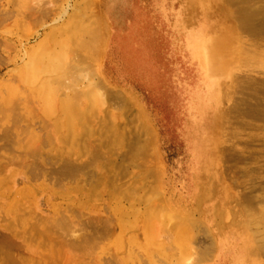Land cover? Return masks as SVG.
<instances>
[{
    "label": "bare ground",
    "instance_id": "6f19581e",
    "mask_svg": "<svg viewBox=\"0 0 264 264\" xmlns=\"http://www.w3.org/2000/svg\"><path fill=\"white\" fill-rule=\"evenodd\" d=\"M8 1L19 16L5 30L35 41L13 47L9 61L21 63L0 80V197L10 196L4 206L11 214L9 231H0V264H63L66 258L69 264H264V180L256 182L264 177V0H183L177 30H187L183 60L196 67L195 84L188 92L166 83L161 95L176 109L187 98L184 137L202 173L193 178L192 197L176 204L153 197L160 181L148 159L157 137L153 124L143 119L128 132L121 114L107 110L102 132L96 128L108 99L133 100L99 75L113 34L111 8H102L103 0H76L71 9L69 0ZM146 19L140 27L135 20L128 34L147 46L124 47L121 74L130 83L142 79L160 101V69L150 65L160 62V41L150 36ZM227 159L245 164L253 180L239 196L227 193L221 175ZM11 168L22 176L19 187ZM80 182L90 184L86 198L107 196L111 216L93 217L95 224L68 242L74 248L68 253L51 243L69 233L77 237L73 209L64 202L85 205L73 193ZM40 191L53 197L52 215L29 210ZM90 210L98 212L93 204ZM111 224L109 258L88 262L78 254L107 236Z\"/></svg>",
    "mask_w": 264,
    "mask_h": 264
},
{
    "label": "rangeland",
    "instance_id": "374dc122",
    "mask_svg": "<svg viewBox=\"0 0 264 264\" xmlns=\"http://www.w3.org/2000/svg\"><path fill=\"white\" fill-rule=\"evenodd\" d=\"M75 1L76 0H69V2L65 3V6H67L68 9H71V6ZM102 2V8L105 7L107 10L108 8H111L112 10V12L107 11V14L111 21V32L113 34L106 53L102 56L99 63V70H101V74L99 75L106 86L110 89L113 91H127L133 96V100L128 101L124 99V103H121L122 99L119 98L108 99L103 106V111L100 113V119L98 118V120H96V128L99 129L97 131L98 133L99 131L100 133L102 132L101 122L107 119V110L121 114V121L124 123L123 126L128 132L135 131L137 126L143 122V119L153 124L157 137L154 145V155H149L148 159L151 162H149V165L153 166L154 164L160 171L158 195L153 194V197L159 196L160 198H166L171 204L185 201L192 197L195 190L193 183L194 176L202 173V170L200 171L191 155L187 145L188 142L184 137L185 131L183 125L186 122L185 112L187 111V108L183 105L186 103L187 98L184 99V104H181L180 108L176 109V105L173 106L172 104H166L165 96L163 95L162 98L161 95L166 94V88L163 87L166 83H168L167 85L170 88L174 85L178 88L186 89L187 91L195 84L197 69L194 65H190L186 60H183L185 51L182 43L187 35V30L184 28L177 30L178 18L180 16L179 13L184 4L183 0H103ZM59 6L60 3L55 5L54 8L56 9ZM113 8L115 11H113ZM16 12L17 10L8 0H0V80L7 76V71H9L10 74H14V68L21 63L19 59L18 63L9 61L15 54L13 47L16 45L17 49H19L23 46L22 44H27L28 40H30L28 42L32 43L35 41L33 36L31 37L32 39H28L30 35L18 38V35H10L6 31L8 26L12 25L14 20L19 16V13L17 12L16 15ZM136 17L139 18L136 19ZM143 19L148 21V32L150 36L160 41V62H153L150 64L153 70L160 69V101L154 99L151 89L146 86L142 79H136L134 82L130 83L121 74L122 68L124 67L123 65H125L127 59L124 47L130 45L132 48V45H134L133 43L135 42H137L138 45L144 44V47L147 46V43H145L146 41L143 43L138 41H142L143 39L138 38V40H133L128 34L129 29L131 26L134 27L133 25L136 21L137 26H142L145 22ZM35 28L41 29L42 27L35 25L34 29ZM41 31L42 29L40 32ZM34 32L35 31L32 33ZM154 55H156V52L150 53L149 57L151 60L155 57ZM188 92H190V90ZM187 96H189V94H187ZM141 105L144 106L147 112L142 109ZM173 117L175 118L173 119ZM37 120L39 119H36L34 122ZM40 134L42 133L40 132ZM123 152L124 149L117 151L114 157L119 159L120 154ZM240 163L241 162H239L238 159H236L235 162L227 159L221 164V175L222 178L224 177L226 179V188H228L227 193L229 192L232 194L231 197L239 196L241 192L248 191L251 189V186L253 187V185H251V183H253L252 177L243 172L245 164ZM236 164L238 165V169H234L233 171V167H235L234 165ZM248 165L251 168H253V166L255 168L258 164L251 162V164L248 163ZM131 168L132 170L138 169L135 168L134 165H131ZM8 172L11 176L13 175L14 179H18L17 187L21 186L22 182L20 179L22 176H20V174L15 175L17 172H15L13 168L8 170ZM84 176L82 177L85 178ZM88 179L95 180V178L91 177ZM263 180L264 177H260L256 179V182H261ZM89 182L85 185H81L82 182H80L79 187H81V189L73 191V193L78 196V200L85 203L84 206L79 205L78 202H64V207H67L70 204L73 209L76 236L78 233L80 236L84 235L86 230L82 231V228L87 227V225L95 224L94 222L96 221H104L111 216V213L107 209L108 200L105 194L99 197L92 195L86 198L88 190L91 189ZM82 186L84 188H82ZM94 189H96V187ZM123 189H127V186ZM6 194L8 195L9 193L7 192ZM9 199L10 196L5 198L0 197V231H2V233L9 231L8 228L10 226L11 214L4 206L5 202ZM53 200V197H51L48 191H40L37 193L35 199H32V201L27 203V206L30 211H38V213L43 215H52L54 213L52 209ZM92 204L94 208L98 209V212H92L90 210V205ZM233 204L235 203L228 201L226 206ZM93 217H96V221L92 220ZM206 224L210 226V222H206ZM78 226L80 228H78ZM89 230L90 228L88 231ZM113 233V224H111L109 226L108 235L98 238L93 248L77 253L84 256V259L88 262H95L99 257L106 260V258H109L113 253H111L112 245L110 242V235ZM69 234L66 236L64 235V237L61 238L57 237L53 239L51 245H59L60 249H63L68 253L73 252L71 249L74 248H72L68 242L78 240L80 239V236L75 237V235ZM199 236L200 239L202 238L203 240V235L199 234ZM59 240H61V242L58 243ZM18 241H21L20 243H22L23 238H19ZM103 246L108 248L106 253L101 252V249L104 248ZM29 248L30 247L28 246L18 247L21 252L35 255V253ZM134 251L141 252V250L137 248H135ZM63 264H69V260L67 258L64 259Z\"/></svg>",
    "mask_w": 264,
    "mask_h": 264
}]
</instances>
